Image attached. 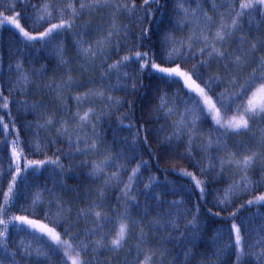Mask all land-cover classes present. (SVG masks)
I'll list each match as a JSON object with an SVG mask.
<instances>
[{
    "label": "trees",
    "instance_id": "trees-1",
    "mask_svg": "<svg viewBox=\"0 0 264 264\" xmlns=\"http://www.w3.org/2000/svg\"><path fill=\"white\" fill-rule=\"evenodd\" d=\"M79 3L0 0V11L18 13L33 35L59 23V9L72 21L71 28L32 41L0 25V117L11 133L5 139L0 126V203L16 175L13 140L18 138L17 151L28 161H57L17 176L15 198L0 218L27 216L48 224L74 246L86 244L79 258L89 264H143L146 254H154L151 264H264L257 256L264 251V203L248 204L264 194V119H252L239 133L225 131L201 111L183 81L163 77L150 65L141 69L144 59L134 56L140 51L163 67L179 64L201 87L215 78L209 81L213 100L237 92L264 57V6L216 41L221 19L231 23L232 0H150L147 6L144 0H107L73 18L67 6L79 9ZM45 4L53 15L37 21ZM205 13L211 20L204 21ZM201 30L225 57L201 54ZM170 40L184 42V54L174 63L166 61ZM89 47L95 55L85 54ZM237 55L245 62L234 64ZM124 56L131 59L109 68ZM243 99H236L227 116ZM89 109V120L82 123L79 116ZM182 114L187 126L178 131ZM93 143L95 148L86 147ZM253 153L247 169L229 162ZM94 165L102 171L94 173ZM226 190L231 191L224 201ZM37 193L41 200L33 204ZM120 223L129 225L128 235L114 249L110 241ZM233 225L240 228L241 249ZM6 244L0 264H71L62 247L37 239L18 221L8 225Z\"/></svg>",
    "mask_w": 264,
    "mask_h": 264
},
{
    "label": "snow or ice",
    "instance_id": "snow-or-ice-1",
    "mask_svg": "<svg viewBox=\"0 0 264 264\" xmlns=\"http://www.w3.org/2000/svg\"><path fill=\"white\" fill-rule=\"evenodd\" d=\"M152 2H159V0H152ZM107 3V0H80L79 9H77L73 4H69L67 6L68 10H70L72 17L74 18L76 15L79 14V11L84 10L85 8H95L103 6ZM150 3V0H144V5L147 6ZM238 4V9L236 5ZM258 6H264V0H232V8L229 11V15L231 17V23H225L223 19H221L220 26L217 28L215 32V40L216 41H224L227 36L231 35L232 32L236 30V28L240 25V21L246 15H250L252 11L256 10ZM127 8V5H124ZM215 8V5H213ZM60 12V19L59 23H51L49 27H47L43 32H39L38 35H33L32 33L26 31L24 27L21 26L19 20V14L10 16L6 15L5 12L0 11V25H12L14 26L19 33L29 41L37 40V39H45L52 37L54 33H58L60 30L69 29L72 27L71 20L63 19L64 9H59ZM185 11H187L185 9ZM195 12V10H193ZM53 15L52 9L47 5L42 6V10L37 16V21H48ZM211 20L206 13L204 14V21L207 22ZM201 36L197 37L202 39L205 43V47L200 49L201 54L205 51H208L209 56H216V57H225V51H221L217 48L214 44H212L209 40V36L207 33H204L201 30ZM112 33H109L111 36ZM193 37H196V33H193ZM170 39V38H169ZM171 46L167 50L166 61L174 63V57H179L180 55L184 54V42H178L175 40H170ZM179 43L180 46H176ZM191 47V44L188 45ZM251 50H257V44L253 43L251 46ZM85 54L91 52V48L83 49ZM92 55H95L94 52H91ZM134 56L137 59H144V64L141 65V69L150 65L151 69L155 72L162 74L163 77L166 78H179V80L183 81V86L188 89L190 93H194L196 97V104L201 108V111L210 115L212 121L215 125L219 128L224 129L225 131H229L232 133H239L241 130H248L250 128V120L256 119L260 117L264 119V57L260 58V63L258 64L256 69H253L252 74L248 77L244 84L240 86V89L234 93H221L217 96L216 100H213L212 96L208 93L211 91L209 81L214 80L215 78L210 77L209 81H205V85L207 87H201L200 84L197 83L195 79H193V72L185 71L181 68L179 64H176L174 67H163L161 64L155 63L151 58H147L148 54L137 51L134 53ZM131 59L129 56H124L121 61H118L117 64L109 65V68H116L119 64H122L124 61H128ZM234 64L243 63L245 61L242 60L241 56L237 55L234 57L232 61ZM204 63V62H202ZM17 67H21L19 64ZM195 67V66H194ZM197 78L202 79V77L197 73ZM21 80L27 82L28 77L26 75H22L20 77ZM71 79V78H69ZM250 93V94H249ZM96 95L102 96V92H97ZM246 99H243L245 98ZM78 100L82 99V97H77ZM109 99H112L109 97ZM236 99H243V102L240 104L235 105V110L231 116H227V113L231 109L232 104H235ZM217 103H219L220 107H217ZM4 108H8V103L5 101L3 104ZM223 110V111H222ZM172 109H169L171 112ZM194 110L185 109V113L191 114ZM92 109L84 112L82 115L79 116V119L82 123H86L89 120L90 113ZM197 119L199 117H196ZM47 123L51 124L52 119L50 118ZM194 124V121H193ZM0 126L3 128V134L5 139L11 133L8 129V124L3 123V118L0 117ZM186 121L184 118V114H182L181 120L177 123L178 131L182 128L186 127ZM4 142V141H0ZM12 150L11 156L16 163V175L12 177V182L8 185V191L3 193V202L0 203V217H3L9 206L12 203V200L15 198V181L17 176H19L22 172H26L31 167H40L41 165L48 163V164H57L56 160H47V161H28L26 158L22 157L20 151H17L16 145L18 144V138L13 140L12 142ZM211 143V141H209ZM87 148H95L96 145L93 143L92 145H86ZM256 153H253L251 156H245L242 160L236 161H229L230 163L234 162L238 166H242L243 168L247 169L252 163L254 158L256 157ZM22 159L25 160L23 164V168L21 167ZM110 157L103 161V164H108L110 161ZM11 167V165H9ZM94 173H99L102 171L100 165H94ZM139 171V165L135 169L132 170L133 176H135L136 172ZM115 175V174H113ZM187 176H192V173H185ZM132 177L129 179L131 180ZM195 180V177L192 176ZM245 182L248 183L247 177L244 178ZM201 181L196 180V185L199 186ZM130 187V186H126ZM146 187H148L146 185ZM231 190H226L224 201H227L229 192ZM203 193V189H201ZM127 195V193H125ZM134 199V198H133ZM41 200V196L37 193L33 199V204L39 202ZM253 203H264V194L259 195L254 198V200H249L248 204ZM96 217L99 219L101 217L100 212L95 213ZM20 222L21 224L27 225L36 235V238L39 239L40 237H45L47 240L53 242L56 248L62 247L64 249V256L67 257V260H71V264H89L88 261L82 260L79 258L80 251H83L87 248V245H76L74 246L71 242L67 240L61 239L60 233L56 232L55 228L49 227L48 224L41 223L35 219H29L27 216H15L10 217L9 219H2L0 218V227L3 228V231H0V247L4 249L7 248L6 238L8 236V225L13 222ZM189 223H193V221H189ZM175 226V225H173ZM233 230L235 231V245L237 249H241L242 246V236L240 233V228L237 225L232 226ZM129 225L127 223H120L119 227L116 231L115 237L110 241L112 248L117 249L122 246L124 243L127 235H128ZM96 244H100V241H96ZM75 252L76 255L72 256L70 253ZM37 255H44L46 256L47 253L43 252L41 249H36ZM30 254V253H26ZM242 254V252H238V258ZM154 254H146L144 258L143 264H151L152 258ZM187 255V254H185ZM257 256L259 258H264V251L258 253ZM67 264V261H65Z\"/></svg>",
    "mask_w": 264,
    "mask_h": 264
},
{
    "label": "rangeland",
    "instance_id": "rangeland-1",
    "mask_svg": "<svg viewBox=\"0 0 264 264\" xmlns=\"http://www.w3.org/2000/svg\"><path fill=\"white\" fill-rule=\"evenodd\" d=\"M11 27H13L14 29H16L14 26H12V25H10ZM17 30V29H16ZM18 31V30H17ZM251 121H252V119L249 121L250 122V126H251ZM18 223H20V222H18ZM21 224V223H20ZM21 225H24V224H21ZM24 226H27V225H24ZM28 227V226H27ZM57 232V231H56ZM61 239H62V236H61ZM63 240H66V239H63ZM63 249V248H62ZM64 250V249H63Z\"/></svg>",
    "mask_w": 264,
    "mask_h": 264
}]
</instances>
